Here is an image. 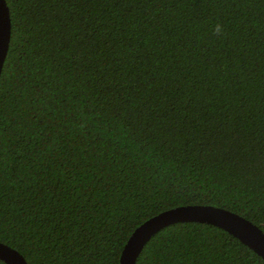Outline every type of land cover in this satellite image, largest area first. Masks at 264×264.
<instances>
[{
	"label": "trees",
	"instance_id": "obj_1",
	"mask_svg": "<svg viewBox=\"0 0 264 264\" xmlns=\"http://www.w3.org/2000/svg\"><path fill=\"white\" fill-rule=\"evenodd\" d=\"M6 3L0 241L27 264H118L137 224L185 203L264 232V0ZM134 264L264 259L189 220Z\"/></svg>",
	"mask_w": 264,
	"mask_h": 264
},
{
	"label": "water",
	"instance_id": "obj_2",
	"mask_svg": "<svg viewBox=\"0 0 264 264\" xmlns=\"http://www.w3.org/2000/svg\"><path fill=\"white\" fill-rule=\"evenodd\" d=\"M10 18L6 0H0V70L7 52ZM200 221L222 227L264 259V232L246 217L211 203L178 204L145 218L127 236L118 257V264H134L144 243L160 227L175 221ZM0 259L5 264H27L14 247L0 241Z\"/></svg>",
	"mask_w": 264,
	"mask_h": 264
},
{
	"label": "clouds",
	"instance_id": "obj_3",
	"mask_svg": "<svg viewBox=\"0 0 264 264\" xmlns=\"http://www.w3.org/2000/svg\"><path fill=\"white\" fill-rule=\"evenodd\" d=\"M212 34L218 39L222 38V36L224 35L223 25H221L220 23H216L215 25H213Z\"/></svg>",
	"mask_w": 264,
	"mask_h": 264
}]
</instances>
